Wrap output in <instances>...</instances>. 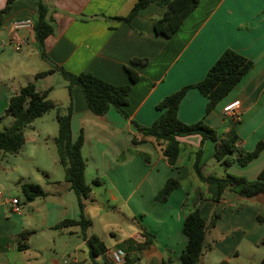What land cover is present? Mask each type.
I'll list each match as a JSON object with an SVG mask.
<instances>
[{"label": "crops", "instance_id": "1", "mask_svg": "<svg viewBox=\"0 0 264 264\" xmlns=\"http://www.w3.org/2000/svg\"><path fill=\"white\" fill-rule=\"evenodd\" d=\"M47 1L54 9L55 21L53 34L44 41L49 60L71 74L90 73L115 86L130 85L125 110L141 126H150L157 119L156 104L165 96L201 81L224 50L231 49L253 61L252 69L212 111L206 113L207 98L190 89L178 107L177 116L185 124L203 120L216 130L218 140L236 134L240 138L239 146L245 151L254 150L259 142L264 145V0H200L169 38L154 31V22L165 11L155 4L148 5L126 23L112 18L126 17L137 0ZM6 2L0 0V9ZM33 12L32 0H17L12 4L0 29V50L6 51L8 47L12 22L28 19ZM18 36L24 42L21 48L27 50L19 62H7L5 53L0 56V116L10 96L33 83L36 91H47V99L63 113L72 104V140L81 134L82 149L90 136L85 135L84 123L87 121L96 130L92 170L87 163L89 159L83 158L87 159L85 179L89 170L88 184L97 182L96 189L90 186L86 202L85 216L91 222L87 237L96 236L105 246V252L118 250L131 264H163V261L178 264L187 244L182 231L185 215L197 208L206 223L215 212L220 215L206 235L209 249L199 264H258L254 252L243 262L239 247L246 242L255 251L264 244V222L256 220L257 216H264V194L250 199L226 194L216 202V185L200 182L192 169L201 142L199 135L178 138L181 153L176 169L167 165L152 139L133 146L135 154L118 161L121 152L131 146L132 138L141 139L136 130L113 108L104 116L93 115L80 87L74 85L70 97L67 83L60 80L58 73L34 79L35 74L49 70L50 64L40 57L44 64L41 69L27 66L29 57L39 51L33 29L21 30ZM2 42L6 45L2 46ZM133 59L146 63L134 64ZM4 66L20 68L24 73L5 75ZM129 71L136 74V82L130 81ZM236 100L240 103L239 117L234 120L223 113V108ZM56 135L57 132H24L25 143L21 148L30 147L25 148L24 163L31 169L29 173L15 169L17 184H38L45 196L24 203L22 192V196L9 197L8 192L0 191V264H103L106 261L105 252L91 259L78 226L55 228L62 220L80 218L75 193L64 176L58 177L51 169V165L58 163V157L48 144L54 145ZM34 151L40 154L33 159ZM214 151V142L205 141L200 157L205 176L223 177L228 173L255 180L264 168V147L246 165L235 161L227 169L214 159ZM142 153L149 157V164ZM34 174L36 179L31 182L30 176ZM169 178L177 179L179 186L166 202H156L155 195ZM14 199L20 207L18 212L12 210ZM132 201L139 202L140 207L132 210ZM89 205L96 208L95 215L88 209ZM111 206L115 208L112 213L118 214V224L107 215ZM239 212L248 221L236 216ZM102 213L110 221L102 223L100 233H92L93 219H100ZM137 216L140 220L132 229V217ZM140 227L155 237L154 243L144 242ZM249 229L253 230L251 234ZM23 232L31 234L26 240L27 248L19 250L22 244L19 235Z\"/></svg>", "mask_w": 264, "mask_h": 264}, {"label": "trees", "instance_id": "2", "mask_svg": "<svg viewBox=\"0 0 264 264\" xmlns=\"http://www.w3.org/2000/svg\"><path fill=\"white\" fill-rule=\"evenodd\" d=\"M17 0H7L4 8L0 9V29L3 26V19L11 12L12 4ZM34 3L33 12V33L39 50L40 57L50 64V69L35 74L34 79L43 78L52 73H58L67 83L69 95L74 85H78L85 99L90 112L95 116H104L110 108H113L120 117L127 121L137 132L141 139L132 138L130 144L133 146L144 142V139H152L159 153L167 165L176 169L177 161L181 153L179 137L199 135L201 142L195 151L192 169L198 180L202 183L214 184L217 187L216 202H219L226 194H232L244 199L253 198L264 194V168L260 171L255 180H247L244 177L226 173L224 177L213 175L205 176L200 166V157L205 141L210 140L215 144L214 159L227 169L233 162L246 165L256 158L262 151V142L256 144L254 150L245 151L240 145V138L234 134L229 138L218 140L215 129L207 125L203 120L193 124H185L178 119L177 112L181 101L190 89H196L201 95L207 98L205 112L209 113L215 106L228 95L247 75L254 66V62L231 49H226L206 72L205 77L195 83L184 86L170 95L165 96L156 104L159 116L150 126H141L130 119L125 108L128 105L130 85L115 86L90 74H71L62 67L53 64L44 48L45 39L53 34L55 21L52 18L54 9L47 0H32ZM200 0H137L126 17H114L115 21L129 22L141 10L150 4H155L165 9L161 18L154 22L156 34L166 38L171 37L183 24L184 20L196 9ZM132 63L145 65L146 60L133 59ZM130 81L136 82L137 76L129 71ZM56 109V122L58 125L57 135L54 139L58 163L63 168L64 180L70 189L75 193L80 210L79 220H62L55 228L78 226L80 236L86 239L91 259L106 251L103 243L94 235L87 237L86 230L91 222L85 216L86 202L88 201L91 189L84 181L85 161L81 149L84 143L80 134L76 140H72L71 117L72 104L70 103L62 113L60 108L47 99V91L40 93L36 91L33 83L21 87L16 93L10 96L3 116L13 119L12 124L0 131V151L5 154H15L24 145V130L36 119L42 117L48 111ZM1 118V117H0ZM146 163H150L147 154L143 153ZM94 183H97L94 181ZM179 186L175 178H169L163 187L154 197L156 202H166L170 193ZM20 189L24 197V203L33 201L36 198L44 197L45 192L38 184L21 183ZM220 215L214 213L208 223L202 219L197 208L189 211L184 218L182 231L187 238V244L178 258V264H199L204 252L209 248L206 245V235L213 228ZM258 222H264V216H257ZM31 232H23L19 235L22 244L19 250L27 248L26 240ZM140 235L144 242L152 244L155 237L140 227ZM103 264H113L105 261ZM122 264H131L129 258L124 256ZM163 264H168L163 261ZM260 264H264V258Z\"/></svg>", "mask_w": 264, "mask_h": 264}, {"label": "rangeland", "instance_id": "3", "mask_svg": "<svg viewBox=\"0 0 264 264\" xmlns=\"http://www.w3.org/2000/svg\"><path fill=\"white\" fill-rule=\"evenodd\" d=\"M5 49H6V51L0 50V56H2L3 53H5L4 56H8L7 62H10V63L11 62L12 63L13 62H19L18 59L21 58L22 54H25L27 52V50L25 48H21L20 51H16L12 45H8V47H6ZM33 54L34 55H32L31 58L29 57V60L27 62V66H29L32 69H41L42 66H44V64H43V60L40 58L39 51H36V53H33ZM14 60H16V61H14ZM13 70L16 73H14ZM2 71L5 75H12V76H19V75H22L24 73L22 69H20V68L14 69V67H11V66H4ZM58 76H60V75H58ZM20 78L23 79V77H20ZM60 80H63V79H60ZM56 112H57L56 109H52V110L48 111L42 117L36 119L31 124V126L27 127L24 130V132H57L58 125L56 122V114H57ZM0 117H1L0 118V131H3L5 128H8L12 124L13 119L11 117L2 116V115ZM84 126H85V132H86L85 135L87 136V133H88V134H90V136H88V141L85 144V146L83 147V149L81 150V152L83 154L82 155L83 158L87 157V159H89L87 163L90 165V170H92V165H91V164H93L92 160L95 161V154H94L95 152L93 149V144H94V141L96 138V130L92 129L91 124H89L87 121L84 123ZM39 142H42V139H39ZM48 146H49V148H51V152H55L56 147L53 145V143L49 142ZM25 148H30V147H27V145H26V147L20 148L18 150L17 154L16 153L15 154H5V153L0 151V191L1 192L2 191L8 192L9 197L16 195V194H18L19 196H22L21 191H20V186H19V184H17V178H16L17 173H16L15 169L19 168V170L23 173H29L30 169H31V167L28 164L24 163L25 158H27V156L25 155L26 154ZM39 154H40L39 151H34V153H33L34 157H32V158L34 159ZM133 154H135L134 147H132V145L128 146L127 150H123L121 152L120 156L118 157V161L121 162L124 159H127L128 157H132ZM142 156H143V153H142ZM87 159H85V160H87ZM31 162H32V159H31ZM85 164H86V162H85ZM51 169L54 173H56L58 175V177L64 176L63 168L60 166V164L56 163V165H51ZM89 174H90V171L88 170L87 175H86V179L84 176V181H85L86 185H88L89 187L91 186L93 189H96L94 187H96L97 184H94V183H92L91 185L88 184V183H90L89 179H88ZM231 175H233V174H231ZM36 176L37 175H35V174L30 176V181L34 182L36 179ZM1 186H2V188H1ZM101 193H104V192L102 191ZM140 205L141 204H139V202L132 201V210H136L138 207H140ZM121 207H122V210L125 211L124 206H121ZM88 209L91 211V213H94V215H95L96 208H94L93 206L90 207V205H89ZM113 209H115V208H113V206H111L109 209H107L109 211L108 212L109 214H107V215L110 217L111 221L113 220L118 224V221L116 220L118 217L117 216L118 214L112 213L114 211ZM242 214H243L242 212H239L238 215H236V216H239V217L242 216L243 220L248 221V218L245 219V215H242ZM101 216L104 219L102 217H100V219H93V226L90 229V231L92 233L93 232L94 233H100V228L103 225L102 223L104 221L105 222L110 221V219L108 220L104 217V213H102ZM139 220H140V217H138V216L136 219H134L132 217V229H134V227L139 222ZM142 225H143V223H142ZM252 231H253L252 229H249L250 234L252 233ZM104 239H106V238H104ZM239 251L241 254V258L243 259V262H244L245 258H247L248 256H251L252 252H254V259L258 262V264H260L259 262H261V260L264 258V244L261 247H259L257 250L254 251L251 248L250 244L243 242L239 247ZM243 264H245V263H243Z\"/></svg>", "mask_w": 264, "mask_h": 264}, {"label": "built area", "instance_id": "4", "mask_svg": "<svg viewBox=\"0 0 264 264\" xmlns=\"http://www.w3.org/2000/svg\"><path fill=\"white\" fill-rule=\"evenodd\" d=\"M33 28V18L30 17L28 19L25 20H17L12 22L11 26H10V34H9V38H8V45H12L13 48L16 51H19L22 47V45L24 44V42L19 38L18 36V32L21 30H32ZM2 46H5L6 43L2 42L1 43ZM240 103L239 101H233L229 104H227L224 108H223V113L225 115H228L230 117H232V119H238V109H239ZM12 210L14 212H18L20 210L19 204L17 202V200H12ZM105 257L106 260L113 263V264H122L124 261V255L123 253H121L118 250H109L107 252H105Z\"/></svg>", "mask_w": 264, "mask_h": 264}]
</instances>
